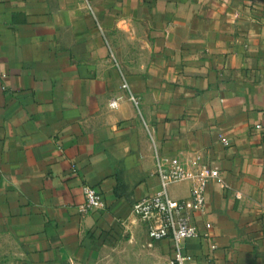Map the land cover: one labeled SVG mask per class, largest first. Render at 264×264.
I'll return each mask as SVG.
<instances>
[{
	"label": "crops",
	"instance_id": "0c3cea01",
	"mask_svg": "<svg viewBox=\"0 0 264 264\" xmlns=\"http://www.w3.org/2000/svg\"><path fill=\"white\" fill-rule=\"evenodd\" d=\"M156 151L228 186L192 264H264V0H0V264H170L133 213ZM84 183L105 210L80 212Z\"/></svg>",
	"mask_w": 264,
	"mask_h": 264
},
{
	"label": "built area",
	"instance_id": "2783aa9c",
	"mask_svg": "<svg viewBox=\"0 0 264 264\" xmlns=\"http://www.w3.org/2000/svg\"><path fill=\"white\" fill-rule=\"evenodd\" d=\"M122 88L130 90L127 78L123 76ZM130 100L136 107L140 99L130 93ZM119 100H112L111 108L118 107ZM114 105V107H113ZM156 174L160 178V190L151 197L134 205V215L149 225V235L153 239H170L173 242L175 255L170 264H192V256L185 252V241L199 236L195 222L196 214L205 213L206 187L210 182H217L226 188L221 173L207 165L199 166V159H185L181 156H166L155 153ZM191 182V195L184 199H174L169 189L179 182ZM85 202L79 207L82 214L106 209L103 195L92 185H82ZM242 198L240 193L237 194ZM264 208V207H263ZM211 228V224L207 223Z\"/></svg>",
	"mask_w": 264,
	"mask_h": 264
},
{
	"label": "clouds",
	"instance_id": "9594fccd",
	"mask_svg": "<svg viewBox=\"0 0 264 264\" xmlns=\"http://www.w3.org/2000/svg\"><path fill=\"white\" fill-rule=\"evenodd\" d=\"M113 107H114V105H113Z\"/></svg>",
	"mask_w": 264,
	"mask_h": 264
}]
</instances>
